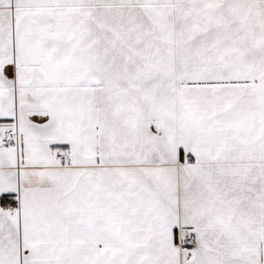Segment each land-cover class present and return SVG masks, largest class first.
Instances as JSON below:
<instances>
[{
  "label": "snow or ice",
  "instance_id": "6c2138e0",
  "mask_svg": "<svg viewBox=\"0 0 264 264\" xmlns=\"http://www.w3.org/2000/svg\"><path fill=\"white\" fill-rule=\"evenodd\" d=\"M0 264H264V0H0Z\"/></svg>",
  "mask_w": 264,
  "mask_h": 264
}]
</instances>
